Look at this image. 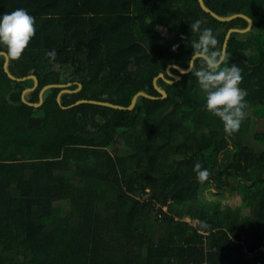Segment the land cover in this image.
<instances>
[{
	"label": "trees",
	"instance_id": "trees-1",
	"mask_svg": "<svg viewBox=\"0 0 264 264\" xmlns=\"http://www.w3.org/2000/svg\"><path fill=\"white\" fill-rule=\"evenodd\" d=\"M204 4L252 20L226 47L248 102L232 133L204 108L199 59L180 81L158 80L164 99L152 82L169 65L188 67L195 19L218 46L229 29L247 27L244 19L218 22L197 0H0V13L24 8L34 17L33 37L8 62L14 77L37 78L28 103L44 86L66 84L81 89L62 94L63 107L155 97L138 98L131 111L62 109V89L53 87L35 108L21 100L33 80L8 78L0 56V264H264V131L250 134L264 118V0ZM196 163L208 169L206 180ZM223 188L241 194L239 206L221 192L206 199Z\"/></svg>",
	"mask_w": 264,
	"mask_h": 264
},
{
	"label": "clouds",
	"instance_id": "clouds-1",
	"mask_svg": "<svg viewBox=\"0 0 264 264\" xmlns=\"http://www.w3.org/2000/svg\"><path fill=\"white\" fill-rule=\"evenodd\" d=\"M202 21L195 19L189 26L192 32L198 33L197 39L191 42V58L200 60L195 70L199 87L205 92L204 108L218 117L228 133L237 131L246 115L248 102L247 91L241 88L243 77L241 68L229 63V56L213 34L210 27L201 28ZM35 32L34 17L24 8L0 13V48L6 50L9 59H18ZM178 45H173L175 51ZM44 56L49 61L56 58V50H46ZM196 177L204 181L209 171L200 163L194 165Z\"/></svg>",
	"mask_w": 264,
	"mask_h": 264
},
{
	"label": "water",
	"instance_id": "water-1",
	"mask_svg": "<svg viewBox=\"0 0 264 264\" xmlns=\"http://www.w3.org/2000/svg\"><path fill=\"white\" fill-rule=\"evenodd\" d=\"M197 1H198V4H199L200 8L202 9V11L205 12V13H207V14H209L212 18H214L218 22H222V23H224V22H230V21H232V20H234L236 18H242V19H244L247 22V27L245 29H229L227 31V33L225 35V39H224L223 45H222V47H223V49L225 51H226L228 39H229V37H230V35L232 33H242L243 34V33L249 32L251 30V28H252V20L250 18H248L247 16H245L243 14H234V15L222 17V16L217 15L216 13H214L213 11H211L210 9H208L205 6V4H204V0H197ZM0 56H3L4 57L3 70L6 73V75L8 76V78H10L13 81H24L26 79H32L33 80V86L31 88L25 89L22 92V94H21V100H22L23 103H26L29 106H32V107H35V108L40 107L42 105L44 92L46 90L50 89V88H53V87H59V88L62 89L58 93L57 99H56L57 104L62 109H66V108H69V107H73L75 105H79V104H82V103H88V104H94V105H102V106L110 107V108L117 109V110H129V111H131L134 108V106H135L138 98L144 97V98H147V99H155V97L150 96V95L146 94L145 92H137L132 97V99H131L130 104H129L128 107L114 105V104L107 103V102L92 101V100H79V101L75 102L74 104H72V105H70L68 107H63L61 105V102H60L61 95L64 94V93L77 92V91H79L81 89V85L78 84L76 90L70 91V90L67 89V87L70 84H66V85H46L43 88H41V90L39 91V94H38L39 101H38V103H36V104L28 103L26 101L25 97H26L27 93H29V92H31V91H33L34 89L37 88V86H38L37 78L34 75H30V76L23 77V78H16V77H14L13 75L10 74V72L8 70V62H9L8 55L5 52H0ZM195 60L196 59H193L192 62L190 64H188V67L186 69L180 68V67L175 66V65H169L165 69V74L168 75L169 77H171L172 80H167L165 78V74L164 73H159L153 79V82H152L153 88L160 94V98L161 99L166 98L167 95H166V92L165 91H163L161 88L158 87V85H157L158 80H163L164 82H166L168 84H173L175 82L180 81V79H181L180 75H185V74H188V73L191 72V70L193 69ZM172 69H175L178 74L172 73L171 72Z\"/></svg>",
	"mask_w": 264,
	"mask_h": 264
},
{
	"label": "rangeland",
	"instance_id": "rangeland-1",
	"mask_svg": "<svg viewBox=\"0 0 264 264\" xmlns=\"http://www.w3.org/2000/svg\"><path fill=\"white\" fill-rule=\"evenodd\" d=\"M256 131H264V118H257L254 119L251 125V131L250 134L253 135L254 132ZM253 145L255 146L256 149L261 150L263 149V144L254 142ZM221 192L222 197H219V195L215 194H220ZM241 194L239 192H231L230 190L223 188L222 190H212V192H206L205 197L206 199H215L221 198L224 203H228L229 205H232V207H237L241 203ZM246 209L242 210V213H245Z\"/></svg>",
	"mask_w": 264,
	"mask_h": 264
}]
</instances>
